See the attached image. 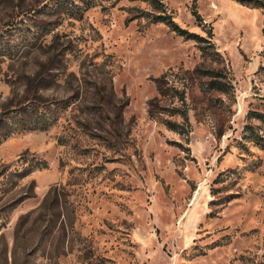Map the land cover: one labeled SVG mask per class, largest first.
Instances as JSON below:
<instances>
[{"label":"rangeland","instance_id":"1","mask_svg":"<svg viewBox=\"0 0 264 264\" xmlns=\"http://www.w3.org/2000/svg\"><path fill=\"white\" fill-rule=\"evenodd\" d=\"M156 1L0 0V264H264V0Z\"/></svg>","mask_w":264,"mask_h":264},{"label":"trees","instance_id":"2","mask_svg":"<svg viewBox=\"0 0 264 264\" xmlns=\"http://www.w3.org/2000/svg\"><path fill=\"white\" fill-rule=\"evenodd\" d=\"M153 1L156 2V4H160L156 0H151V2H153ZM243 1H248V0H243ZM71 8L76 9L77 7L72 5ZM150 21L152 23H163V24L167 25L172 31H175L177 34L181 35L184 39H187V40L199 39V37L197 35H194V34H191V33H188L186 31L178 29V27L172 22L170 16L167 14L162 13V14H158V15H153V16H151ZM2 122H4V123H2V127H0V129H1L0 136H1V138H6L12 133V131H13L12 126H15V123L17 121L12 119L11 122L6 123V119H5ZM17 126H18V123H17ZM18 128L20 131H25L28 129L32 130L31 128H25V123H23L21 121H20V125Z\"/></svg>","mask_w":264,"mask_h":264}]
</instances>
